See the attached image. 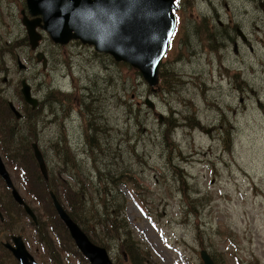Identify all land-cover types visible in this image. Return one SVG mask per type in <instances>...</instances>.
<instances>
[{
	"label": "rangeland",
	"instance_id": "374dc122",
	"mask_svg": "<svg viewBox=\"0 0 264 264\" xmlns=\"http://www.w3.org/2000/svg\"><path fill=\"white\" fill-rule=\"evenodd\" d=\"M9 1L18 3L13 8L16 14L23 4V0H0V41L10 38L5 29L8 17L2 13ZM225 1L230 6L235 4V0ZM201 7H208V1L194 0L187 6L179 38L173 39L163 62L161 70L167 65L178 73V78H168L173 82L169 94L160 82L151 86L142 76L136 78L129 63L125 66L109 53L58 45L53 49L61 57H50L57 67L52 75L64 74L65 79L49 85L45 100L51 95L42 105L43 111L34 117L25 113L21 121L0 115L2 158L18 191L41 214L39 225L48 219L44 212H52L55 207L50 192H41L52 203L49 210L41 201L33 200L39 186L31 184L33 166L24 160L32 157L34 148L30 143L27 151L24 145L37 141V132L38 147L47 154L51 173L55 171L57 176L63 167L64 155L59 147L73 155V168L80 169V174L73 169L70 175L67 169L69 173H64L62 180L69 181L66 189L76 185L85 194L83 209L77 215L87 224L95 221L96 210L92 208L98 204V187L120 193L132 237L151 254L148 264L152 260L155 264H203L202 249L213 255L216 264H264V48L258 44L251 52L244 47L237 57L230 46L225 54L216 51L210 56L209 49L198 42L197 34L209 29ZM193 21L201 24L197 34L191 35ZM246 21L250 31V19ZM58 85L67 91L61 92ZM54 91L71 96V100L67 96L56 98L60 102L54 108L59 111L48 107L50 112H58L59 122L55 124V117L50 120V114H44L45 105L53 102ZM147 97L154 101L155 108L146 104ZM241 98H245L244 103ZM126 101L131 106H125ZM260 101L262 104H258ZM85 105L94 106L95 111ZM71 111L74 120L67 117ZM35 120L36 137L30 134ZM194 121L200 125L192 127ZM92 123L102 127L94 136V152L84 144ZM168 123H177L170 132L175 144L171 157L165 139ZM99 143L101 148L97 147ZM179 168L183 169L184 184L177 177ZM102 173L101 181L97 176ZM123 173L121 179L112 182L111 176ZM73 174L83 180V185L70 178ZM65 188L59 193L63 202H67ZM188 195L195 202L189 204ZM0 198L2 203H10L3 213L5 221L11 217L10 212L17 217L9 234L22 235L39 264H87L75 254L73 246L62 256L44 248L29 218L12 206L11 191L1 177ZM81 227L87 228L84 224ZM47 229L55 243V235ZM96 232H102L101 225ZM106 240L105 236L104 244ZM108 248L118 264H127L118 258L123 255L121 251L118 254L117 246ZM1 254L0 264L18 263L7 248Z\"/></svg>",
	"mask_w": 264,
	"mask_h": 264
},
{
	"label": "water",
	"instance_id": "95a60500",
	"mask_svg": "<svg viewBox=\"0 0 264 264\" xmlns=\"http://www.w3.org/2000/svg\"><path fill=\"white\" fill-rule=\"evenodd\" d=\"M27 5L32 15L41 14L44 27L56 41L66 43L73 38L80 39L84 44L94 46L98 52L109 53L117 61H125L138 68L151 86L159 83L162 59L176 26L173 0H27ZM25 24L38 42L39 35L35 29L28 21ZM24 92L26 98L33 102L27 90ZM146 104L155 108L154 101L148 97ZM33 148L41 171L48 178L38 143H33ZM0 174L12 190L13 198L37 222L36 213L15 187L1 154ZM50 195L75 245L89 263L114 264L108 249L88 236L53 190ZM3 244L20 264H39L21 235H14L12 241ZM201 258L203 264H216L206 249L201 251Z\"/></svg>",
	"mask_w": 264,
	"mask_h": 264
},
{
	"label": "flooded vegetation",
	"instance_id": "af4514ba",
	"mask_svg": "<svg viewBox=\"0 0 264 264\" xmlns=\"http://www.w3.org/2000/svg\"><path fill=\"white\" fill-rule=\"evenodd\" d=\"M193 1L194 0H173L174 7L172 8V12L176 16V28L170 47L174 43L173 39L176 40V38H179V34L183 27L182 18L184 17L187 6ZM207 1L208 7H201V10L204 13L205 20H207L209 29L207 32L204 31L197 34L201 22L193 21L191 35H198V42L204 49H209L210 56L216 51L219 54H225V51L230 46H232L233 51L238 54V56L236 55L237 57L241 56L244 47L248 48L251 52H254L257 49L258 44L261 45L262 49L264 48V0H235V4L232 6H230L225 0ZM17 7L18 3L13 4V1H9V7L2 11L3 16L8 17V22L4 21L6 24V32L10 38L8 40L0 41V115L8 114L15 121H21L24 117L23 114L30 113L34 117L35 114L42 109V105L48 102L51 94L48 95L46 100L45 97L51 83L53 84L58 79H65L64 74H58L56 77L52 75V72L56 71L57 67L54 66L55 61L51 60L56 59L57 56L61 57L60 54L55 55L53 47L58 45H69L83 49L94 48L93 46L84 44L79 39H71L64 44H60V42L54 39L47 28L44 27V21L41 14L32 15L30 13L27 0H23V4L16 14V12L13 11V8ZM247 17L252 24L250 31L245 26L246 23H249L246 21ZM17 18L18 20L16 23ZM1 20H3V17H0V21ZM25 21H28L30 26L35 29L34 32L39 35L40 41L38 40L37 42L35 37L31 36ZM57 39H60V37L58 36ZM185 42L188 44V41ZM189 44L193 45L192 42ZM169 50L164 57V61L169 56ZM50 57L53 58L51 59ZM9 59L12 61H8ZM22 59L24 61H22ZM242 61L246 60L242 59ZM39 66H41V68H39ZM18 70L24 72L20 73ZM15 74H17V78H13ZM58 88L61 92L66 90L63 85H58ZM24 89L27 90L30 98L33 99V102L26 98ZM252 91L255 92L254 89ZM56 96V91H54L52 98L53 102L45 105L46 107L44 109V114L51 115L50 120L55 117L53 119V124L59 122L56 117L58 116V112H50L48 107L54 111H59L54 108L56 101H58L56 100ZM241 101L244 103L245 98H241ZM258 104H262V101ZM63 110H65V107ZM42 111L43 110H41V112ZM67 117L74 120L73 112ZM50 122V124H52V121ZM37 133L39 137V132ZM38 137L37 141H34L31 144L35 142L40 144V139H38ZM52 146L53 145L50 147ZM54 150L55 147L53 146L52 151ZM0 154L1 156L3 155L1 147ZM46 156L47 154L44 151L43 157L48 170V178H44L49 180L50 170ZM37 164L42 175L38 161ZM0 177L5 182L6 187L11 191L12 195V190L7 186L6 180L1 174ZM14 201L22 207L21 211L28 215L24 206L20 205L16 200ZM8 207H10L9 203H2L0 198V237L4 235L0 240V243L4 249H6V247L3 245V242L12 241V237L14 236V234H9L7 227L8 221H5L6 219L3 214ZM28 218L31 220L29 216ZM33 222L36 226L39 224V222L36 223L34 220ZM4 238H6V240H4Z\"/></svg>",
	"mask_w": 264,
	"mask_h": 264
},
{
	"label": "trees",
	"instance_id": "16d2710c",
	"mask_svg": "<svg viewBox=\"0 0 264 264\" xmlns=\"http://www.w3.org/2000/svg\"><path fill=\"white\" fill-rule=\"evenodd\" d=\"M121 63L125 66H127V64H128L126 62H121ZM130 67H132V66L130 65ZM135 75H136V78H138V79L142 78L141 77L142 75L138 69H135ZM172 75L175 76L176 78H178V73L175 70L170 69V67L167 65L164 66V69L160 70V85H161V88L167 92V94H169V92L173 88L172 80L168 79ZM58 94H60V93H58ZM63 96H67V99L71 100V98H70L71 96L67 95V94L66 95H57L56 98L63 99L64 98ZM58 103H59V101H56V104H58ZM125 106H131V105L129 104L128 101H126ZM85 108L95 111L94 106L91 107L90 105H85ZM192 124H194V125H192V127L196 126V125H200L199 122H197V121H194V123H192ZM89 126H90L89 127L90 132L88 133V135H86V142H84V144L94 148L95 147V143H94L95 137L94 136L99 135L98 134L99 129H101L102 127L98 124H93V123L89 124ZM176 126H177V123H175V124L168 123V125H167V131H166L165 139H166L167 148H168L167 155L169 157L172 156V152H173V148H174L173 146L175 145L174 142L172 141L171 137H170V132ZM37 127H38V120H35L34 125L32 127V130L30 132V134L32 136L36 137L35 131L37 130ZM61 138H62V140L66 141L65 137H61ZM30 143H32V142L29 141L28 145H24V147L27 151L30 150V147L29 148L27 147V146H29ZM59 144H60V142H59ZM31 146H32V144H31ZM71 147L73 148V145H71ZM97 147L101 148L100 143L98 144ZM84 150H85V152H87V149L84 148ZM89 151L94 152L95 148L93 150L89 149ZM59 152L64 155L63 167H62V169H60V173L57 176H56L55 171L52 173L50 172L49 180H46L44 178V176L41 175L40 170L38 169V164H37V161L35 158L34 151L32 153V157H29L27 160H24V161H28L33 166L32 170L34 171V176H33V179L31 181V184L32 185L37 184L39 186V194L33 193V195H35V198L33 200L34 201L35 200L41 201L42 203H44L47 206V210H49L48 205L50 204L52 206V203L50 200L48 201L47 199H45L44 195L41 192L45 191L46 193H48L51 189H53L54 192H56V194L58 195V198L62 201V203H64V206L67 209L71 208V210L70 209L68 210L70 215L81 226L83 224L86 225L87 228H85V231L95 243H97L99 245H103L107 248L108 247L113 248V247L117 246L119 248L118 254L121 251V253L123 255V256L118 257V258L125 261L127 264H148L147 260L151 254L149 253V251L143 249V247L138 242L136 243V241H137L136 238L134 239L132 237V234L128 229L127 220L124 217L125 212H124V207H123L122 202H121L120 193L119 192L117 193L115 189L112 191L111 188H109V187H103L102 189L99 187L97 188L98 196L96 199L98 200V204H96L92 208V210L93 209L96 210V213L94 214L95 221L91 225L87 224L83 219L78 217V215H77V213H79L78 211H81L83 209V204H84L83 198L85 197V194L82 191H78L77 190L78 188L76 185H69L68 189L65 188L68 185L69 181H67L66 179H65V181H63L62 176L64 173L70 172L69 173L70 175L73 173V169H74L73 165H72L73 164V155L71 154V152L69 153L68 149H65L62 147H59ZM67 169L69 170V172L67 171ZM74 170H76V173L78 175L80 174V169H74ZM97 170L100 172L99 167H97ZM179 170H180L178 173L179 176L177 175V177H179V180H180L179 183L181 182V184H184L185 179H184L183 169L179 168ZM124 171H127V170L125 169ZM25 174H26V172H25ZM77 174H73L70 178H73L74 181H77L78 182L77 185H80V184L83 185L82 184L83 180L80 179L79 177H77ZM103 175L104 174L102 173V174H99L97 177H99V179L102 181ZM122 176H124V173L120 174L119 177L113 175V176H111V180L114 183L116 180L121 179ZM94 177L92 176L91 179H93ZM37 185H36V187H37ZM64 188L66 190L65 191V197H66L67 202L66 201L63 202L64 199L59 196V193H61ZM78 194H81L80 198L78 197ZM189 196L190 195L187 196L188 202H189V204H192V201L195 202V200ZM11 201H12V206L15 205L19 210H22V207L19 206L14 200H12V198H11ZM79 204H81V206H79ZM202 205L204 206V204H202ZM205 207H206V205H205ZM190 211L193 213H196V214L198 213V211L195 208H191ZM10 215H11V217L8 218V223H7L8 231L12 230L13 224H11V223L17 218L11 212H10ZM24 215H26V214H24ZM44 215L48 216V219L46 221L43 220V223L41 225L38 224L36 226L35 223L30 221V224L35 227V230L38 234V240L40 241V243L42 245H44V248L46 250L50 249L51 251L62 256L63 252L69 251L70 249H72V246H73L75 248V249H73V250H75V254L80 255L83 258V261H85L87 264H89L88 260L85 257H83L81 252L76 248L74 241L70 237L65 224L59 218L55 208L52 212H50V211L44 212ZM38 216L39 217L41 216V214L39 212H38ZM10 219H11V221H10ZM99 225H101V227H102V232L100 233L101 235L100 234L97 235V232H96V230H98ZM47 228H50L51 233L55 235V240H56L55 243L51 242V239L48 235L49 229H47ZM95 235H96L97 240L95 239ZM105 236H106V238H108V240H106V242H107L106 244L103 243ZM65 240H68V242H66ZM69 242L71 244H69ZM2 249H4V248L1 246V243H0V256H2V254H1ZM113 260H114V258H113ZM214 260H215V258H214ZM114 262H115V264H118L115 260H114ZM152 262H153L152 264H155L153 260H152ZM215 262H216V260H215Z\"/></svg>",
	"mask_w": 264,
	"mask_h": 264
},
{
	"label": "bare ground",
	"instance_id": "6f19581e",
	"mask_svg": "<svg viewBox=\"0 0 264 264\" xmlns=\"http://www.w3.org/2000/svg\"><path fill=\"white\" fill-rule=\"evenodd\" d=\"M88 45V44H87ZM80 78H82V77H80ZM229 121H230V119H229ZM58 123V122H57ZM233 124V123H232ZM203 126V125H202ZM201 128V127H200ZM63 132V131H62Z\"/></svg>",
	"mask_w": 264,
	"mask_h": 264
},
{
	"label": "snow or ice",
	"instance_id": "6c2138e0",
	"mask_svg": "<svg viewBox=\"0 0 264 264\" xmlns=\"http://www.w3.org/2000/svg\"><path fill=\"white\" fill-rule=\"evenodd\" d=\"M174 33L170 34V35H173Z\"/></svg>",
	"mask_w": 264,
	"mask_h": 264
}]
</instances>
